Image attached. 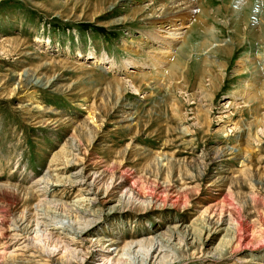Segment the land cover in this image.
<instances>
[{
	"label": "rangeland",
	"instance_id": "374dc122",
	"mask_svg": "<svg viewBox=\"0 0 264 264\" xmlns=\"http://www.w3.org/2000/svg\"><path fill=\"white\" fill-rule=\"evenodd\" d=\"M172 1L0 0V264H264V0Z\"/></svg>",
	"mask_w": 264,
	"mask_h": 264
},
{
	"label": "bare ground",
	"instance_id": "6f19581e",
	"mask_svg": "<svg viewBox=\"0 0 264 264\" xmlns=\"http://www.w3.org/2000/svg\"><path fill=\"white\" fill-rule=\"evenodd\" d=\"M118 1V0H117ZM117 3V2H116ZM178 3H179V5H178ZM176 5H178L177 6V8H179L177 11H174L173 10V8L176 6ZM184 5V7H182ZM196 6H193L192 4H190V0H173L172 1V6L171 7H169L170 9L169 10H166L165 11V15H164V17H167V16H171L172 14H177V13H179V12H181V11H183V10H189L190 12L195 8ZM165 56L167 57V55H164V54H159L158 56H157V58H159L160 60H163L164 58H165ZM156 58V59H157ZM158 60V59H157ZM153 63V62H152ZM156 63H160V62H156ZM81 66V65H80ZM83 66V65H82ZM81 66V67H82ZM176 82V81H175ZM31 83V87L32 88H37L38 86H39V83H36V82H34L33 80H32V82H30ZM248 88H250V86H248ZM35 90H37V89H35ZM258 96V95H257ZM45 111V110H44ZM43 113H46V111L45 112H43ZM92 118H94L93 116H92ZM91 118V119H92ZM238 151V150H237ZM221 257V256H220Z\"/></svg>",
	"mask_w": 264,
	"mask_h": 264
}]
</instances>
